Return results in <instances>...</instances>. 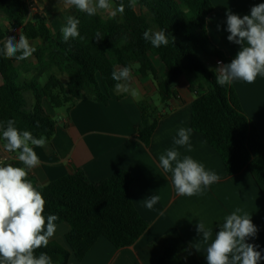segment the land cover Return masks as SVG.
<instances>
[{
    "label": "trees",
    "instance_id": "trees-1",
    "mask_svg": "<svg viewBox=\"0 0 264 264\" xmlns=\"http://www.w3.org/2000/svg\"><path fill=\"white\" fill-rule=\"evenodd\" d=\"M111 2L114 8L123 3V14L106 17L98 11L89 16L65 5L80 21V36L65 42L61 30L52 33L45 16L30 18L27 0H0V12L9 27L21 28L29 41L42 42L35 47L32 63L30 57L18 60L0 55V123L14 119L17 128L30 131L36 138L44 136L48 142L57 122L45 111L44 101L54 109L67 111L83 99L106 104L118 83L112 79V72L129 67L131 73L137 71L141 77L152 76L160 100L166 104L174 95L173 85L189 76L194 80L190 89L202 92L192 105V128L220 154L230 176L246 169L264 193V141L246 117L234 89L229 84H217L215 71L207 65L209 61L227 64L232 60L209 38L207 18L214 11L211 1L137 0L135 9L128 7L129 0ZM149 29L164 30L168 45L153 47L143 38V32ZM97 33L104 38L97 40ZM6 35L0 29V48ZM155 59L164 67L163 78L159 77ZM60 75L68 76V82L64 83ZM43 76H47L44 84ZM141 112L139 138L149 146L160 117L147 103L141 104ZM4 143L0 139V145ZM29 181L46 201L45 217L56 215L57 226L67 223L71 228L66 236L71 251L50 241L47 247L36 250L37 256L47 253L53 264H68L71 253L82 261L100 238L117 249L133 246L148 229L133 203L135 177L128 171H118L96 183L83 172L44 187ZM162 242L165 250L158 264H185L180 251L187 245L178 231ZM194 264H207V259Z\"/></svg>",
    "mask_w": 264,
    "mask_h": 264
},
{
    "label": "crops",
    "instance_id": "crops-1",
    "mask_svg": "<svg viewBox=\"0 0 264 264\" xmlns=\"http://www.w3.org/2000/svg\"><path fill=\"white\" fill-rule=\"evenodd\" d=\"M32 3L30 18L42 14L49 28L56 35L73 11H67L63 0H27ZM214 11L207 18V31L212 44L225 55L234 59L240 45L228 41L226 13L250 14L252 6L264 0H210ZM35 47L40 40L29 41ZM159 77L165 70L162 64L153 60ZM135 82L122 81L130 90L128 93L110 92L106 104L91 99H83L76 106L58 114L53 137L44 147L34 148L40 164L28 169L27 179L44 187L63 177L83 172L93 183L111 177L121 170L135 177L131 197L139 215L148 224L145 234L130 247L115 248L106 238H100L82 261L71 253L68 264H158V258L165 250L162 239L178 231L187 248L180 253L185 264H194L206 257V247L197 232V224L204 221L213 232L235 208L240 207L251 216L257 227V234L247 242L257 245L264 256V193H262L248 170L230 176L220 154L207 142L204 136L192 128V105L202 94L192 91L193 83L173 85V97L156 108L160 117L158 127L149 146L141 142L138 128L142 122L141 104L149 103L153 94H158L157 83L152 76L141 77L138 72ZM238 96L246 117L258 130L264 141V76H258L252 84L236 80L229 84ZM116 90V89H115ZM159 95V94H158ZM47 114L54 119L51 105L43 102ZM180 128H191L190 144L187 147L174 144ZM176 148L180 158L188 155L202 163L206 170L214 171L220 180L204 189L203 194L192 197L177 195L171 179L159 165V157L166 150ZM10 155V161L3 164H22L18 153L8 152L0 145L1 156ZM23 165V164H22ZM24 167V165L22 166ZM151 195L160 197L153 208L145 206ZM67 223L57 226L50 242L58 243L71 251L66 236L70 231ZM211 243V241H209ZM264 264V259L260 261Z\"/></svg>",
    "mask_w": 264,
    "mask_h": 264
},
{
    "label": "clouds",
    "instance_id": "clouds-1",
    "mask_svg": "<svg viewBox=\"0 0 264 264\" xmlns=\"http://www.w3.org/2000/svg\"><path fill=\"white\" fill-rule=\"evenodd\" d=\"M63 3L89 16L101 10L111 11L115 16L117 13L123 14L125 10L123 3L114 8L111 0H63ZM136 4L137 0H129L128 7L135 9ZM226 17V30L229 33L227 39L240 45V50L230 63L218 62L214 69L216 83L224 86L240 80L252 84L258 76H264V3L252 6L250 14L242 17L230 11ZM79 23V19L73 16L67 18L61 29L65 42L80 36ZM96 36L97 40L104 38L99 33ZM143 38L156 48L169 43L164 30H145ZM35 50L28 38L20 34L19 39L12 36L6 38L0 48V55L24 60L31 57ZM112 79L118 82L115 85L118 91H127V85L120 82L131 79V69L123 67L114 70ZM191 132V128L178 129L174 144L186 146L190 152ZM0 139L5 142L4 148L8 152H18L17 159L24 165L0 164V264H53L47 253L41 252L38 256L35 253L37 249L47 247L57 230L55 221L58 217L52 214L45 217L46 201L27 179L28 169H34L40 164L34 148L44 147L47 139L44 136L36 138L30 131L20 130L14 119L0 123ZM159 165L164 172L171 173L173 187L180 196L203 194L204 189L220 180L218 174L206 170L193 157L185 155L180 158L176 148L168 149L160 155ZM159 199L158 195H151L145 200V206L151 209ZM218 227L213 238V232L204 221L197 224L201 241L207 245V264H260L264 259L257 245L247 242L256 236L257 227L242 208H235Z\"/></svg>",
    "mask_w": 264,
    "mask_h": 264
},
{
    "label": "rangeland",
    "instance_id": "rangeland-1",
    "mask_svg": "<svg viewBox=\"0 0 264 264\" xmlns=\"http://www.w3.org/2000/svg\"><path fill=\"white\" fill-rule=\"evenodd\" d=\"M101 12L106 17H112L113 16L111 14V11H103V10H101ZM0 29L3 30V31H6L7 33L10 32V27H9L7 21H6L5 15L2 12H0ZM30 44L33 47L35 46V43H31L30 42ZM29 62H31V63L34 62L33 56L30 57ZM155 62L161 64L159 62V60H157V59H155ZM207 65H208V67L210 69H213V70L217 67L215 65V62L214 61H209L207 63ZM136 72L137 71L131 73V79L129 81H125V82L126 83H128V82L134 83L135 82V77H137V73ZM60 78L62 79V81L64 83H67L68 80H69L68 76H66V75H60ZM46 81H47V76H43L42 79H41V82L44 84V83H46ZM193 82H194V80L191 77L185 76V77L182 78L181 82L179 83V86L180 87H183L186 83H189L190 84V83H193ZM129 91H130L129 89L127 91H118L116 89V90L111 91V92L115 95V94H121V93H128ZM149 103H150V108L151 109H156L157 108V109H161L162 110V102H161L160 97H159L158 94L151 95L150 98H149ZM51 109L53 111V114H54L53 116H54V119L55 120H58V118H59L58 117V114L61 113L62 111H64V108L63 109H54V108H51Z\"/></svg>",
    "mask_w": 264,
    "mask_h": 264
},
{
    "label": "built area",
    "instance_id": "built-area-1",
    "mask_svg": "<svg viewBox=\"0 0 264 264\" xmlns=\"http://www.w3.org/2000/svg\"><path fill=\"white\" fill-rule=\"evenodd\" d=\"M28 3H29V9H30V11H31L32 8H33V5H32V3L29 2V1H28ZM20 34H22V30H21V28H18V27L10 28V32L7 33L6 38L12 36V37H16V39H19V35H20ZM5 40H6V39H5ZM218 62H221V61H216V62H215V65H216V66H218ZM10 157H11L10 155H7V156H1V158H0V164L7 163L8 161H10Z\"/></svg>",
    "mask_w": 264,
    "mask_h": 264
}]
</instances>
